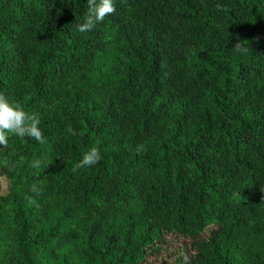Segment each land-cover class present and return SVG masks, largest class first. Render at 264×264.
Wrapping results in <instances>:
<instances>
[{"label": "trees", "instance_id": "16d2710c", "mask_svg": "<svg viewBox=\"0 0 264 264\" xmlns=\"http://www.w3.org/2000/svg\"><path fill=\"white\" fill-rule=\"evenodd\" d=\"M113 3L81 33L87 0H0V93L46 139L0 149V264H264V0Z\"/></svg>", "mask_w": 264, "mask_h": 264}, {"label": "clouds", "instance_id": "9594fccd", "mask_svg": "<svg viewBox=\"0 0 264 264\" xmlns=\"http://www.w3.org/2000/svg\"><path fill=\"white\" fill-rule=\"evenodd\" d=\"M87 12L84 15L82 23H77V30L81 33L94 30L98 23H102L106 16L114 14L116 9L113 0H87ZM240 53H246L247 47L244 42H238L233 48ZM41 121L36 114H30L19 104L9 100L3 93H0V149L8 147L9 134L23 138H31L38 143H45L46 139L39 127ZM69 135H76L77 130L71 125L66 127ZM137 147V151H139ZM102 159L100 149L93 145L83 153L80 161L74 166L73 171L77 169L94 166ZM41 161L32 162V167L39 168ZM30 191L37 193L39 188L34 183Z\"/></svg>", "mask_w": 264, "mask_h": 264}, {"label": "rangeland", "instance_id": "374dc122", "mask_svg": "<svg viewBox=\"0 0 264 264\" xmlns=\"http://www.w3.org/2000/svg\"><path fill=\"white\" fill-rule=\"evenodd\" d=\"M8 186H9L8 179H6L0 172V193L6 192L8 189ZM206 228H207V230H209L211 228V226L209 225ZM186 246H187V241L185 238H183V237H176V238L170 237L168 239L166 246H165V250L168 253L167 257L172 259L176 255L174 252L175 249L181 248V250H184V249H186Z\"/></svg>", "mask_w": 264, "mask_h": 264}]
</instances>
